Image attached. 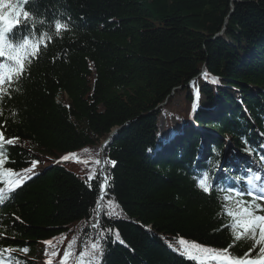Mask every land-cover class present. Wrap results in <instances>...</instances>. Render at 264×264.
<instances>
[{
    "label": "trees",
    "instance_id": "obj_1",
    "mask_svg": "<svg viewBox=\"0 0 264 264\" xmlns=\"http://www.w3.org/2000/svg\"><path fill=\"white\" fill-rule=\"evenodd\" d=\"M11 2L30 15H21L9 38L40 44L24 75L0 93L5 139L18 138L2 149L5 168L24 180L11 192L9 179L19 177L0 183V249L11 250L13 264H60L70 243L66 264H81V252L85 264H95L87 253L101 230L99 264H197L180 250L181 238L233 256L248 253L254 241L236 240L227 227V179H215L208 194L196 186L219 166L222 142L208 141L202 151L195 127L180 121L158 138L154 110L166 103L157 114L181 119L190 88L201 85L195 123L228 138L232 155L264 157V58H254L264 50V0ZM174 99L180 109L171 107ZM204 109L213 114L203 117ZM115 128L126 132L104 141ZM66 155L68 167L61 163ZM32 160L38 163L26 175L21 170ZM102 165L109 187L98 204ZM237 200L263 214L253 199L233 194Z\"/></svg>",
    "mask_w": 264,
    "mask_h": 264
},
{
    "label": "snow or ice",
    "instance_id": "obj_2",
    "mask_svg": "<svg viewBox=\"0 0 264 264\" xmlns=\"http://www.w3.org/2000/svg\"><path fill=\"white\" fill-rule=\"evenodd\" d=\"M29 2L30 0H22L23 4H27ZM5 8L9 10L5 12ZM21 15H23L25 20H27L30 13L27 10L22 9L20 3L13 4L11 0H0V93L6 92L5 85L10 87L15 81L19 80L24 75L27 65L32 59L37 57L40 51V44L32 43L28 36H23L22 39L16 43H13V41L9 38V34L21 26ZM61 27V23L57 22L55 25L57 32L61 30ZM64 28L66 29L67 26L64 25ZM4 60L9 61V63H3ZM0 99H2V97H0ZM2 129L3 125L0 124V183H3L2 178L5 176L9 178L12 176L19 177L15 180L9 179V192H11L14 191L16 187H20L24 180L23 177L20 176V173L16 172L14 169L5 168L8 158L3 154L2 149L6 144L13 145L18 138L9 137L5 139V134ZM84 151L88 150L85 149ZM248 151H251V149H248ZM72 156L74 157L75 154H72ZM62 159L68 160L69 156L66 155L65 157H62ZM262 159H264V157H262ZM37 163L38 161L32 160L31 167L21 171L26 175L28 173H33ZM97 163L100 164L101 161H97ZM108 163L112 164L113 166L115 165V161L106 160L103 162V164ZM100 175L103 177V179L99 185L101 198L97 201L98 204L102 201L103 195L106 194L109 187V177L105 173L103 165L101 167ZM89 179H93V176H90ZM261 180L262 178L259 172L250 174L246 177V183L250 186V189H255V191L249 190L247 195L253 197L254 200L264 199V183L257 184V181ZM196 186L204 193H210L212 190V181L209 173H203L202 176L197 179ZM256 192H259L262 195L257 196ZM233 194L236 197H242L245 195L244 192L231 189L229 190V194L224 196V200L226 202L224 205L226 215L232 218V223L227 225V227L232 229L234 238L236 240H240L242 238H249L253 240V247L249 249V252L245 253L244 256H233L227 248L211 249L197 244L194 241H187L183 238L179 239L178 243L181 246L180 250L182 253L189 259L197 261V264H264V216L254 215L248 211L247 206L241 208L240 201L237 200L233 202ZM3 202L4 192L2 189H0V203ZM230 203L232 204L231 207L229 206ZM257 207L260 206L257 205ZM97 210L99 211V209ZM93 227L99 228V222L93 224ZM257 231H259V237L256 235ZM103 236L104 230H101L99 233V238H97L96 241L92 243L91 249L87 253L91 260L95 261V264H99V255H96V253H99L100 255L103 254V246L100 243V240L103 238ZM45 243L51 242L46 241ZM257 245H260L259 253L255 257H250V253L254 248H256ZM229 247L232 246L229 245ZM71 248L72 245L70 243L69 250ZM69 250H65L60 264H66V261L70 255ZM10 251L11 250L9 249H0V264H13V261L10 257ZM23 251H27V249H23ZM5 252L9 253L7 258L4 255ZM85 254V252L80 253L81 264H85V261L83 260ZM52 255H56V253L53 252ZM46 264H51V261L46 262Z\"/></svg>",
    "mask_w": 264,
    "mask_h": 264
},
{
    "label": "rangeland",
    "instance_id": "obj_3",
    "mask_svg": "<svg viewBox=\"0 0 264 264\" xmlns=\"http://www.w3.org/2000/svg\"><path fill=\"white\" fill-rule=\"evenodd\" d=\"M227 22V21H225ZM226 24V23H225ZM218 36L220 37V34L218 33ZM221 38V37H220ZM262 42V41H261ZM264 51L263 49L261 50L259 56H255L254 58L256 60H259L261 61L262 58H264ZM263 54V55H262ZM262 67H264V63L261 64ZM203 73V68L201 69L200 71V75H202ZM187 85H190V84H187ZM201 88L202 86L200 85L198 88H197V91H198V94L200 93L201 91ZM179 102H180V99H174L172 102H171V107L174 108V109H180V106H179ZM166 104V103H165ZM165 104H162V105H156V107H162L164 106ZM166 106V105H165ZM156 111V110H155ZM154 111V113H155ZM213 114V111H210L208 112V115L209 114ZM161 114H160V117H158L157 119V126L159 127V133L162 134L163 132L166 133L168 132L171 128H172V124L170 123L169 119L167 117H164V118H161ZM164 120V123H165V128L162 130V121L160 120ZM201 125V123H200ZM202 127L199 129V132H200V135H202L203 137H201V140L202 142L205 144L207 141H214L216 143H221L222 142V139H221V136L218 135V133L214 132V130L211 128V125L209 126L208 123H202L201 125ZM119 131V129L115 128L114 131ZM231 149H232V146H229ZM223 158L225 160H228L229 164L233 165V163H237V167H245V166H248L249 168L252 169V171L254 173H257L260 171H263L264 170V161H262V156H256V157H251L249 155V153H238L236 154V156H229L225 150L223 151ZM63 161L65 160H62L61 163L64 167H68V165L66 164H63ZM248 169H243L242 172H245L247 171ZM216 173H218V176L219 175H224V172H223V169H218L216 171ZM264 179V177H263ZM236 187H238V184L235 183L234 184ZM243 190V189H242ZM248 190V189H246Z\"/></svg>",
    "mask_w": 264,
    "mask_h": 264
},
{
    "label": "bare ground",
    "instance_id": "obj_4",
    "mask_svg": "<svg viewBox=\"0 0 264 264\" xmlns=\"http://www.w3.org/2000/svg\"><path fill=\"white\" fill-rule=\"evenodd\" d=\"M224 30H225L224 27H222V28L220 29V32H219L220 36L223 35ZM190 89H191V90H196V88H193V87H191ZM165 105H166V104H165ZM165 105H164V107H165ZM155 110H156V109H155ZM155 110H154V111H155ZM158 110H159V108L155 111L156 114H154V115L157 116V117L160 116V114H157ZM188 113H189V114H192L191 111H188ZM202 116H203V117H204V116L209 117L208 112H207L206 109H204V110L202 111ZM243 130L246 131L245 128H244ZM248 130H249V132H250V137H251V138L257 136V132H256L255 130H252V129H248ZM122 132L125 133L126 130L120 128L119 131H118V133H122ZM118 133H117V131L111 130L109 134H106V135L102 136V137H103V140H104V141H108V140H110L111 138L117 136ZM127 135H128V134H127ZM160 137H162L161 134L158 135V138H160ZM148 139H149V140L153 139V141H154V140L156 139V134H152V135L148 136ZM148 139L146 138V142H147V143H149V140H148ZM102 143H103V142H102ZM199 143H200V140L197 139V140H196V146H198ZM138 147L141 148V149H143L142 144L139 145ZM245 154H246V153H245ZM232 167H235V165L233 164ZM230 171H231V170H230ZM227 172L229 173V171H227ZM225 174H226V173H224V175H225ZM214 177H215V175H214V174H211V178L214 179ZM256 193H259V192H256ZM263 215H264V212H263ZM148 229H149V228H144L145 231L148 230ZM79 261H81V260H79Z\"/></svg>",
    "mask_w": 264,
    "mask_h": 264
}]
</instances>
